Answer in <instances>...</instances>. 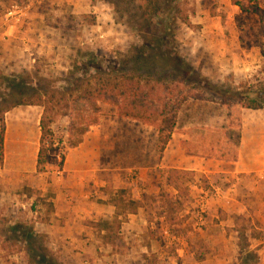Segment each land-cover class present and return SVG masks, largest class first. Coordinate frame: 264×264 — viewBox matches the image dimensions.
Masks as SVG:
<instances>
[{"label": "rangeland", "instance_id": "rangeland-1", "mask_svg": "<svg viewBox=\"0 0 264 264\" xmlns=\"http://www.w3.org/2000/svg\"><path fill=\"white\" fill-rule=\"evenodd\" d=\"M15 2L29 8L11 34L0 28V82L4 77L19 80L27 88L26 96L70 88L79 73L88 74L83 62L114 68L146 34L138 3L132 0H0V22ZM161 2L157 21L163 41L158 47L161 54L155 53L163 59V54L175 53L182 61L177 67L188 78L180 87L187 98L172 141L159 151L155 125L122 117L107 102L99 103L98 123L91 124L93 109L81 101L76 111L71 108V116H60L52 125L53 133L44 142L45 148L54 143L50 162L40 172L15 164L32 161L38 137L32 117L15 116L8 160L0 169V264H63L48 244V235L38 231L42 219L31 213L36 196L59 197L63 209L66 194L83 201L88 221L98 212L111 214V192L122 188L142 202L144 220L132 224L138 225L132 233L125 224V251L103 250L104 264H258L264 258V251L259 252L264 248V221L258 215L264 214V201L237 202L246 209L237 216L205 200L214 198V186L222 182L214 172L222 166L216 158L223 154L232 158L238 149L243 106L253 100L264 104V23L252 9L258 6L264 14V0ZM237 2L244 3L245 11ZM203 13L211 15L205 25L191 21L192 15ZM148 72L141 71L144 76ZM17 107L21 111L25 106ZM36 110L42 114L43 107ZM72 122L86 129L83 141L73 148ZM78 135L76 130L73 139ZM167 164L180 168L163 167ZM224 182L226 188L232 184ZM251 182L234 180L246 197L254 192ZM254 185L257 195L264 196V185ZM27 187L34 189L32 199L25 193ZM167 225L169 239L162 232Z\"/></svg>", "mask_w": 264, "mask_h": 264}, {"label": "trees", "instance_id": "trees-1", "mask_svg": "<svg viewBox=\"0 0 264 264\" xmlns=\"http://www.w3.org/2000/svg\"><path fill=\"white\" fill-rule=\"evenodd\" d=\"M138 3L140 16L145 21L146 34L141 35L142 43L135 45L131 51L124 55L121 62L117 65L102 69L99 66H93L92 63H81L85 66L88 74H78L70 88L64 91L41 92L32 91L26 96V86L17 79L2 78L0 85L4 86L0 93V163L4 164V142L6 133L5 114L11 109L21 105H37L43 107L40 120L41 128V147L37 158V170L42 172L47 163L50 162L49 149H52L51 141L48 148H45V138L52 135V125L60 116H71L70 110L74 107L76 111L77 103L86 101L90 103L93 109L91 124L98 123L100 112L99 103L107 102L118 108L122 117L137 119L145 123H151L158 129V149L163 152L169 142L172 140L174 129L178 122L179 111L181 110L187 94L181 85L187 82L186 71L177 67L180 59L176 60V54H163L165 59L161 58L160 43L163 37L158 34L161 26L158 25L157 18L163 11L161 0H132ZM238 6L245 11L247 8L243 2H237ZM253 12L257 13L262 23H264V14L260 12L258 6H253ZM154 60V63H151ZM182 62V61H181ZM80 65V64H79ZM131 68V70H128ZM127 69V70H125ZM148 70L146 76L141 73ZM192 73V72H190ZM89 75V76H87ZM200 77L201 75H197ZM190 79V76H189ZM7 83V84H6ZM10 99H17L10 102ZM244 108L259 109L264 108L257 100L243 106ZM242 128V119L239 118V127ZM76 130L79 132L77 140H74ZM70 146L77 147L82 141L85 128L71 124ZM85 131V132H84ZM240 134L238 135L239 139ZM74 138V139H73ZM238 158V149L234 151L233 157L226 154L220 156V159L236 161ZM65 156L62 157L60 167H62ZM29 197H33L34 189L25 188ZM53 197L54 194H51ZM109 203L115 207V212L111 219H101L91 221L90 224L95 228L97 236L104 245L112 246L117 253H122L126 249V242L121 234V228L127 221L130 214H135L142 207L140 200L128 196L125 188L111 192ZM172 206L171 202H168ZM43 221H48L49 216L54 212L55 207L52 200L36 196L32 206ZM43 217V218H42ZM254 258L257 256L254 254ZM256 264V263H255Z\"/></svg>", "mask_w": 264, "mask_h": 264}, {"label": "crops", "instance_id": "crops-1", "mask_svg": "<svg viewBox=\"0 0 264 264\" xmlns=\"http://www.w3.org/2000/svg\"><path fill=\"white\" fill-rule=\"evenodd\" d=\"M211 18L210 14H195L191 16V21L204 23ZM5 24L3 20L0 22V28L5 30L6 34H11L13 31V27L9 29L4 28ZM9 27V26H8ZM198 39V38H197ZM32 44V40H30ZM40 43V42H36ZM40 44H43L42 42ZM25 49L29 48V45L24 42ZM25 106L21 111L16 110L15 107L13 110L11 109L5 114V122H6V133H5V142H4V164L1 165L4 168L5 164L8 160V144L13 141L11 139V131H10V124H12L13 119L15 116L20 115L21 113L27 114L28 118L32 117L33 120L37 122V140L36 142V150L34 152L33 159L30 163L23 164L20 162H16V165L23 168L32 169L35 167L37 169V158L39 149L41 147V128H40V120H41V113L39 110H36L39 106L37 105H21ZM19 106V107H21ZM11 115L12 118H11ZM242 128L239 131V139H238V158L236 161L232 160H224L217 157L216 160L222 163L221 168L218 167L216 173H219V179L221 177V183H217L214 188L216 193L214 194V198L205 199L207 205L211 206L212 203L216 202L222 208L228 210V213L231 215H241L246 211L245 207H241L239 204L236 206V203H240L244 200H262L264 201V196H261L259 193L257 195L258 187L255 188V184L264 185V108L259 109H252V108H244L242 111ZM11 122V123H10ZM172 141V140H171ZM170 141V142H171ZM169 142V144H170ZM168 144V145H169ZM227 166V168H226ZM165 168H176V165H169L163 166ZM186 167V166H185ZM180 168V167H178ZM183 168V167H181ZM186 169V168H183ZM200 171L204 173L211 172L210 170H203ZM230 175V176H229ZM242 178H239L241 177ZM231 177L232 180L229 179ZM252 179L254 183L251 182V187H253L254 192H248V197L245 196L244 192H242L238 187L237 184L234 183L235 179ZM225 180L232 183L229 187H225ZM254 185V186H253ZM33 189V188H32ZM252 190V189H251ZM250 190V191H251ZM208 196L207 193H205ZM253 196V197H252ZM67 200L63 204L64 209L62 208V202L58 201L59 197L52 200L54 203L55 210L49 216L48 221H43L41 227H39L38 231L44 232L48 235L49 238V245L56 249L60 255V260L63 264H104L105 257L103 256L102 251H106V253L112 254L113 248L110 245H104L102 240L97 236L95 232V228L90 224L91 221H98L102 219H111L115 212V207H113V212L108 216H105L104 213L99 212L96 215H93L95 218L89 219L87 221V216L85 212L82 210V206H84L83 201L77 202L74 197L69 196L66 194ZM85 198L89 196L86 194L84 195ZM252 197V198H251ZM33 197H30L32 199ZM35 198V197H34ZM17 203V200H15ZM19 202V201H18ZM35 202V201H34ZM78 203V204H76ZM34 204V203H33ZM32 204V206H33ZM85 207V206H84ZM230 207V208H229ZM66 209V210H65ZM60 210V212H58ZM142 209L140 208L137 213L130 214L126 222L123 223L121 228V234L125 233V224L128 223V229L131 228V233L135 231L138 225H132L135 221H143L144 216L142 214ZM62 211V212H61ZM31 213H35L38 216L36 211L31 210ZM261 213V212H260ZM64 217L63 220L57 218ZM260 215V221L263 218L264 221V214ZM65 221V224H61V222ZM147 222V221H146ZM44 223V224H43ZM264 223V222H263ZM168 226V225H167ZM263 226V225H262ZM264 227V226H263ZM264 229V228H263ZM127 230V229H126ZM163 235L167 239L170 238V230L168 227H163ZM125 235V234H124ZM124 237V236H123ZM125 240V238H124ZM258 243H262V239L258 238L255 239ZM264 251L262 248L259 252L260 254ZM115 252V251H114ZM117 253V252H115ZM205 264L209 263V261H204ZM258 264H264V258H260V262Z\"/></svg>", "mask_w": 264, "mask_h": 264}, {"label": "built area", "instance_id": "built-area-1", "mask_svg": "<svg viewBox=\"0 0 264 264\" xmlns=\"http://www.w3.org/2000/svg\"><path fill=\"white\" fill-rule=\"evenodd\" d=\"M28 5L19 4L17 2L12 3L7 9L3 23L10 27H16L21 21L26 18Z\"/></svg>", "mask_w": 264, "mask_h": 264}]
</instances>
